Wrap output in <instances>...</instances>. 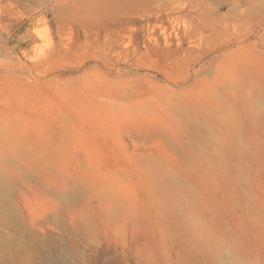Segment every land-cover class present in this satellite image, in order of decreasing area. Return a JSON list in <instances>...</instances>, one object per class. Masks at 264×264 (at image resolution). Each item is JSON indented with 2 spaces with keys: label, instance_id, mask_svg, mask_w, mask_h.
I'll list each match as a JSON object with an SVG mask.
<instances>
[{
  "label": "rangeland",
  "instance_id": "obj_1",
  "mask_svg": "<svg viewBox=\"0 0 264 264\" xmlns=\"http://www.w3.org/2000/svg\"><path fill=\"white\" fill-rule=\"evenodd\" d=\"M0 264H264V0H0Z\"/></svg>",
  "mask_w": 264,
  "mask_h": 264
},
{
  "label": "bare ground",
  "instance_id": "obj_2",
  "mask_svg": "<svg viewBox=\"0 0 264 264\" xmlns=\"http://www.w3.org/2000/svg\"><path fill=\"white\" fill-rule=\"evenodd\" d=\"M167 39V38H166ZM169 39V38H168ZM7 191V190H6ZM8 192V191H7ZM78 193V191L77 190H75V191H73V195H76ZM8 196V195H7Z\"/></svg>",
  "mask_w": 264,
  "mask_h": 264
}]
</instances>
